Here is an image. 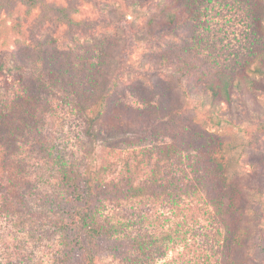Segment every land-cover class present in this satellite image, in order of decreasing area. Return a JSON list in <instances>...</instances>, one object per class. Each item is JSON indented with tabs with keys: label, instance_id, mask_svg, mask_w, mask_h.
I'll return each mask as SVG.
<instances>
[{
	"label": "rangeland",
	"instance_id": "374dc122",
	"mask_svg": "<svg viewBox=\"0 0 264 264\" xmlns=\"http://www.w3.org/2000/svg\"><path fill=\"white\" fill-rule=\"evenodd\" d=\"M171 7L157 0H0V129L14 105L11 98L23 91L24 85L42 101L47 98L43 88L46 70L58 67L67 53L66 58L75 53L85 56L83 46L89 48V55L102 47L113 52L112 44H121L119 58L124 70H131L123 77L119 92L138 98L132 106L144 112L146 107L137 94L152 96L158 92L161 95L157 98L166 106L161 113L165 114L168 107L172 111V125L182 122L192 128L202 122L203 127L220 134L230 142L234 175L242 177L248 186H260L264 175L255 177L251 171L253 165L264 163V132L258 127L264 122V81L253 91L252 100L246 99L242 105L241 98L235 96L231 108L225 103L210 108L197 90L202 86V79H198L201 70L240 72L254 67L253 56L264 47V20L260 18L258 25L249 16H264V7L250 0H175ZM191 9L199 17L186 23L181 12ZM174 65L189 68V72L170 75L157 69ZM148 116L145 112V121L132 118L131 122L146 126L151 122ZM153 119V135L148 134L142 143L139 136L145 128L135 135L118 132L113 138L93 140L84 133L86 122L62 106H56L49 125L52 136L58 138L53 140L60 142L59 148L76 160L80 169L98 167L104 178L120 181L126 191L124 180L131 176L127 170L138 169L136 162L142 156L133 146L171 139V135L157 131L160 124ZM124 136L129 143L122 140ZM34 140L28 133L19 135L15 146L13 139L12 147L3 150L0 139V161L9 158L17 166L18 177L22 176V197L11 195L8 199L2 193L0 175V264H87L74 223L71 227L52 225V216L65 213L59 214L45 199L61 188L55 164L48 157L36 158ZM146 175L145 168L138 169L134 184L144 181ZM247 185V197L256 200L254 205L262 201L264 215V190L255 196ZM199 205L193 201L188 209H176L151 196L111 199L97 194L90 208L100 209L97 218L107 226L114 224L118 231L114 228L109 236L82 238L92 244L95 264H133L130 257H136L137 251L127 239L133 235L157 240L165 250L161 256L150 247L143 264H217L206 248L208 240L218 237L214 219L203 215ZM246 211L247 217L253 215ZM178 222L186 240L174 237L162 241V236L175 235ZM258 242L251 245L253 250L239 249L235 254L244 256L248 264H264V249L257 248ZM223 260L229 262L225 254Z\"/></svg>",
	"mask_w": 264,
	"mask_h": 264
},
{
	"label": "trees",
	"instance_id": "16d2710c",
	"mask_svg": "<svg viewBox=\"0 0 264 264\" xmlns=\"http://www.w3.org/2000/svg\"><path fill=\"white\" fill-rule=\"evenodd\" d=\"M146 1L150 0H141V3ZM157 1L164 3L166 8H172L175 0ZM250 1L258 7H264V0ZM254 13L255 10L252 11V14ZM181 15L185 16L183 20L186 23L199 17L192 9L181 12ZM260 18L264 20V16H249V19L256 21L257 24ZM257 33L260 34L259 30ZM112 45L116 51L112 52L102 47L96 54L90 55L89 48L83 46L85 56L75 53L66 58L69 54L67 53L61 62L63 66L58 63V67L47 68V80L43 83L47 98L43 101L25 85L23 91L15 92L11 98L14 105L10 115L5 118V123L2 122L0 129V133L2 132L0 139L4 141L3 150L12 147L13 139L15 146L18 136L28 133L35 139L32 145L35 146L36 158L43 160L48 157L49 162L55 164V177L59 181L61 191L49 193L45 200L51 207L54 205L59 214L60 212L65 214L52 216V225L57 223L71 227L70 223H74L73 227L78 232L77 241L84 246V259L87 264H95V252L92 251V244L85 238L109 236L114 228V231H118L114 224L107 226L97 218L96 214L100 209L90 208L91 201L97 194L111 199L116 196L123 199L151 196L162 199L176 209H188L189 205L196 201L201 205L199 209H203L202 214H209L214 219V229L218 237L212 242L208 240L206 248L210 250L211 256L215 257L216 263L248 264L244 256L238 257L235 253L239 249L253 250L251 245L256 241H260L257 248L264 249L262 220L264 215L261 207L263 203L260 201L258 205H254L256 200L253 202V199L247 197L249 193L245 190L247 184L242 177L235 176L232 172L230 142H226L217 132L203 127L202 122L194 124L192 128L182 122L172 125L174 120L170 114L172 111L168 107L165 114L161 113L166 106L157 98L161 95L158 92L152 96L137 94L140 95L139 102L146 107L144 112L133 107L131 102L138 98L119 92L123 77L131 69L124 70L121 63L119 58L121 44ZM253 59L254 67L250 71L230 72L222 68L199 71L198 79H202V86L197 91L210 108L222 103L231 108L235 96L241 98L242 105L246 104V99L252 100L253 91L259 89L258 85L262 87L264 81V47L253 56ZM174 67L157 69L165 70L170 75H176L181 71L189 72V68H176L175 65ZM1 73L2 68L0 75ZM19 79L21 80V76ZM56 106L67 107L69 111L79 115L86 122L84 133L92 136L93 140L113 138L118 132H131L135 135L140 129L145 128L146 131L139 136V142L142 143L148 134L153 135L150 130L152 118L153 122L157 121L160 124L157 131L171 135V139L156 142L151 146L148 144L133 146L139 148L142 154L136 162L138 169L145 168L147 175L144 181L135 185L133 179L138 169L134 171L128 168L127 172L131 176L124 180L128 186L124 191L120 181L104 178L98 167L86 169L85 166L84 169H80L79 163L76 160L72 161L69 154L59 148L60 142L53 140L58 138L52 136L53 131L50 130L49 123ZM145 112L151 116L149 124L141 127L131 122L132 118L142 120ZM205 116L211 118L207 113ZM215 122L220 123L221 120ZM258 127L259 132H264V122ZM46 128L49 129L48 134L43 135L42 131ZM190 130L192 132H189ZM122 138L129 143L127 136ZM251 173L255 177L264 175V163L253 165ZM18 174L17 166L9 158L0 161V175L3 177L4 186L2 193L8 199L11 195H14V198L22 197L20 190L22 176L18 177ZM248 187L254 191L255 196H260L263 194L264 181L260 186ZM85 207L91 210L87 211ZM247 209L251 210L253 215L247 217ZM181 226L182 223L178 222L175 235L167 234L162 236L161 240L172 241L174 237L181 241L186 240L185 235L181 233ZM127 239L137 251L136 257H130L133 264H143L151 252L150 247H154L152 252L161 256L166 254L157 240L139 235L128 236ZM222 253L229 262H224Z\"/></svg>",
	"mask_w": 264,
	"mask_h": 264
}]
</instances>
